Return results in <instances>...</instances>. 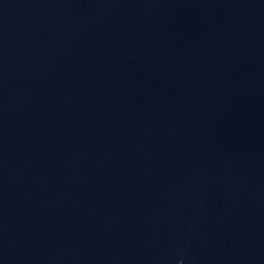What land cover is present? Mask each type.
Masks as SVG:
<instances>
[{"label": "water", "instance_id": "obj_1", "mask_svg": "<svg viewBox=\"0 0 264 264\" xmlns=\"http://www.w3.org/2000/svg\"><path fill=\"white\" fill-rule=\"evenodd\" d=\"M0 264H264V0H0Z\"/></svg>", "mask_w": 264, "mask_h": 264}]
</instances>
